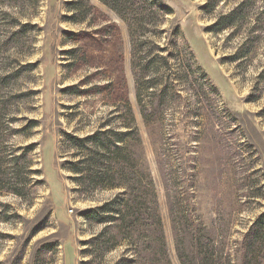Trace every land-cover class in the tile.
<instances>
[{"label": "rangeland", "instance_id": "1", "mask_svg": "<svg viewBox=\"0 0 264 264\" xmlns=\"http://www.w3.org/2000/svg\"><path fill=\"white\" fill-rule=\"evenodd\" d=\"M161 1L195 57L140 105L101 0H0V264H264V0Z\"/></svg>", "mask_w": 264, "mask_h": 264}, {"label": "trees", "instance_id": "2", "mask_svg": "<svg viewBox=\"0 0 264 264\" xmlns=\"http://www.w3.org/2000/svg\"><path fill=\"white\" fill-rule=\"evenodd\" d=\"M101 2L110 10L115 11L121 19L129 25L132 40L133 67L137 69L139 66L143 74L142 80L138 78L139 89L137 93L139 103L143 105L141 92L142 90L146 91L152 83L148 75L150 68L160 64L167 66L171 60L175 61L176 59L182 64L190 67L192 65L191 59L195 56L191 50H189V53L188 50L183 53V50L186 51V49L190 48L179 26H177L174 33H167L165 36V39H167L166 43H164L165 45L158 39L160 36H164L167 30L161 27L157 28V30L154 27H158L159 24L162 23L163 17L173 14V9L161 0H101ZM242 9L243 4H240L233 9V12L222 15L216 23V31L234 28L238 25L241 14L243 13ZM164 51H166L167 54L161 53ZM147 76H149V79ZM182 78L183 75L181 76V79ZM3 79L5 82L9 77H4ZM143 111L144 110H142L143 117L147 121L148 114H145ZM95 137L96 135L88 136L85 140L88 141V139H94ZM104 177L113 179L112 176L108 178L106 174H98V177H95L98 186H105L103 185ZM116 201L117 200H115L114 203H116ZM111 203L112 204H106L103 210L109 215L104 218L105 221L107 219L114 220V217L120 216L122 213L121 210H116L113 202ZM145 204L148 206L147 202H145ZM146 209L148 210L145 213V219L149 221L151 219V212L148 207ZM113 213H117V215L113 216Z\"/></svg>", "mask_w": 264, "mask_h": 264}]
</instances>
